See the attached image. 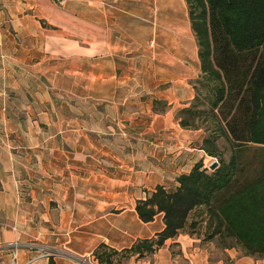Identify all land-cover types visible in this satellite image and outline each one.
<instances>
[{
  "label": "crops",
  "instance_id": "obj_1",
  "mask_svg": "<svg viewBox=\"0 0 264 264\" xmlns=\"http://www.w3.org/2000/svg\"><path fill=\"white\" fill-rule=\"evenodd\" d=\"M57 1L32 0L19 60L31 103L3 105L0 90V264H99L101 243L121 251L163 230L137 200L212 158L177 116L200 74L186 0ZM205 231L107 264H264Z\"/></svg>",
  "mask_w": 264,
  "mask_h": 264
},
{
  "label": "trees",
  "instance_id": "obj_2",
  "mask_svg": "<svg viewBox=\"0 0 264 264\" xmlns=\"http://www.w3.org/2000/svg\"><path fill=\"white\" fill-rule=\"evenodd\" d=\"M200 61L195 96L177 116L186 129L204 128L201 149L217 158L213 170L196 163L175 188L157 185L136 201L143 222L163 214L164 228L121 251L101 243L99 264L153 253L186 227L205 223L209 238L264 258V0H186ZM207 88L201 104L200 90ZM230 148L228 158L219 140ZM200 210V218L194 211ZM229 239L231 242H225ZM48 264H55L52 256Z\"/></svg>",
  "mask_w": 264,
  "mask_h": 264
},
{
  "label": "rangeland",
  "instance_id": "obj_3",
  "mask_svg": "<svg viewBox=\"0 0 264 264\" xmlns=\"http://www.w3.org/2000/svg\"><path fill=\"white\" fill-rule=\"evenodd\" d=\"M57 2L62 3V0ZM36 15L32 0H0V31L7 34L5 40H0L3 43V47L0 48V76L3 74L6 76L4 84L0 81V90L4 89L5 91L1 100L3 105L14 108L20 104L28 105L31 103L30 78L26 73L28 67L22 65L19 60L24 55L25 47L30 46V36H24V34L36 25ZM38 21L40 23V19ZM207 94V88L200 90L201 104L198 108L208 107L207 101L203 98ZM47 98L48 94L45 92L40 100H43V103L46 104ZM51 102L55 103L53 99H51ZM12 116H15V114H12ZM201 129L204 131V128ZM219 145L224 157L228 158L230 154L228 143L222 138L219 140ZM210 162L206 160V168L208 167V169ZM193 214L195 218L201 216L200 210L194 211ZM225 242L231 241L227 239Z\"/></svg>",
  "mask_w": 264,
  "mask_h": 264
},
{
  "label": "water",
  "instance_id": "obj_4",
  "mask_svg": "<svg viewBox=\"0 0 264 264\" xmlns=\"http://www.w3.org/2000/svg\"><path fill=\"white\" fill-rule=\"evenodd\" d=\"M218 166V162L216 160L212 161V163H210L209 165V169L213 170L214 168H216Z\"/></svg>",
  "mask_w": 264,
  "mask_h": 264
},
{
  "label": "built area",
  "instance_id": "obj_5",
  "mask_svg": "<svg viewBox=\"0 0 264 264\" xmlns=\"http://www.w3.org/2000/svg\"><path fill=\"white\" fill-rule=\"evenodd\" d=\"M213 160H216V158H212V161H213ZM212 161H211V162H212ZM211 162H210V163H211ZM210 163H209V164H210ZM209 164H208V165H209Z\"/></svg>",
  "mask_w": 264,
  "mask_h": 264
},
{
  "label": "bare ground",
  "instance_id": "obj_6",
  "mask_svg": "<svg viewBox=\"0 0 264 264\" xmlns=\"http://www.w3.org/2000/svg\"><path fill=\"white\" fill-rule=\"evenodd\" d=\"M210 165V164H209ZM208 168V167H207Z\"/></svg>",
  "mask_w": 264,
  "mask_h": 264
}]
</instances>
